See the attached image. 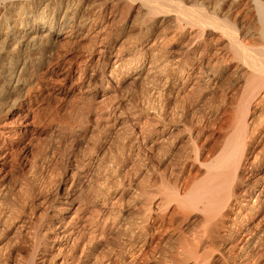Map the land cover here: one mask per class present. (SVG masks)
<instances>
[{
	"label": "bare ground",
	"instance_id": "6f19581e",
	"mask_svg": "<svg viewBox=\"0 0 264 264\" xmlns=\"http://www.w3.org/2000/svg\"><path fill=\"white\" fill-rule=\"evenodd\" d=\"M50 75L71 90L97 78L112 120L84 174L105 181L99 208L64 209L74 210L52 225L62 242L52 264H261L264 0H0V264L35 253L42 173L37 162L15 171L37 132L21 118ZM136 87L152 104L131 107ZM125 176L136 183L128 190ZM107 239L115 248L95 253Z\"/></svg>",
	"mask_w": 264,
	"mask_h": 264
},
{
	"label": "rangeland",
	"instance_id": "374dc122",
	"mask_svg": "<svg viewBox=\"0 0 264 264\" xmlns=\"http://www.w3.org/2000/svg\"><path fill=\"white\" fill-rule=\"evenodd\" d=\"M86 45L90 47L92 43L88 41ZM47 68L48 66H46ZM89 72H91L90 68ZM89 80L83 84L84 87L80 90L79 87L71 90L70 82L60 85L55 77L50 75L41 88L33 94L31 100L27 102L28 112L25 111L23 114H27L21 118L22 121L24 119L29 120L33 125L31 126L32 129L37 132L34 134L36 139L30 142V152L25 158L19 159L15 175L28 174L29 165L37 162L43 179L42 196L44 204L42 205V213L36 220L35 253L31 256L29 250H22L21 252L30 264H52L54 262L57 247L61 246L62 242L61 240H54L53 236L56 232L52 229V225L60 218L65 219L64 217L69 214L72 216L74 209L68 213V209L64 210L66 207L71 208L77 205L83 207L82 210L76 212L74 217L82 216L84 213L99 208L96 194L99 186L105 181L100 179V181L94 180L88 183L85 181L84 174L89 166H87L88 162L91 161L90 158L95 155L103 131L112 120L107 117V108L104 107L106 104L101 107L97 100V78ZM128 92L132 97L131 107L141 100L145 104H152L150 93L144 92L142 95H137L141 93L139 87L130 89ZM183 93L182 108L187 110L199 97L198 84H193L191 88L187 87ZM136 96L139 98L137 99ZM213 101L214 99H212ZM162 103L165 108H169L171 105L166 97ZM199 117L200 111H195L192 115H187L184 121L195 122ZM93 119L96 122V127L91 136L87 138L85 131L93 123ZM217 120L219 125L221 124L223 127L224 116H219ZM115 154L114 147L110 146L105 150L104 155L113 157ZM135 185V180H131L129 176L122 179V188L126 190ZM121 207V205L117 206L116 211H119ZM134 218L135 214L131 215L130 219L133 220ZM163 224L168 226V220ZM198 229H201V225L196 226L195 230ZM86 231V228H81L77 236L78 241L86 237ZM180 245V241L176 240L172 246L163 248V250L166 252L174 251ZM115 246L116 244L112 239H107L95 250V253L110 252ZM73 256L77 257L78 254H73ZM260 262L264 264V256Z\"/></svg>",
	"mask_w": 264,
	"mask_h": 264
}]
</instances>
